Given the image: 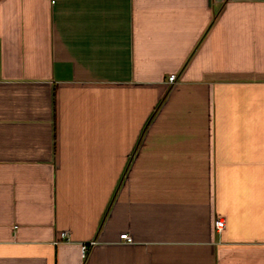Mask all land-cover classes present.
Instances as JSON below:
<instances>
[{"label":"crops","instance_id":"0c3cea01","mask_svg":"<svg viewBox=\"0 0 264 264\" xmlns=\"http://www.w3.org/2000/svg\"><path fill=\"white\" fill-rule=\"evenodd\" d=\"M0 264H264V0H0Z\"/></svg>","mask_w":264,"mask_h":264},{"label":"built area","instance_id":"2783aa9c","mask_svg":"<svg viewBox=\"0 0 264 264\" xmlns=\"http://www.w3.org/2000/svg\"><path fill=\"white\" fill-rule=\"evenodd\" d=\"M176 80H177V76H176L175 73H171V74H169L167 76V82L170 83V84L176 82ZM224 225H225V220L223 218H220V217L216 218V220H215V228L218 231L222 230ZM61 237L66 239V240H68V236H67V234L65 232H63L61 234ZM119 238L123 239L126 242H131L132 241L130 236L128 234H126V233L120 234ZM91 243H93V241H91L89 244H91ZM80 248H81V254H82V256H84L86 251H87V244H85V243L81 244Z\"/></svg>","mask_w":264,"mask_h":264}]
</instances>
